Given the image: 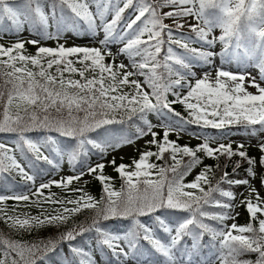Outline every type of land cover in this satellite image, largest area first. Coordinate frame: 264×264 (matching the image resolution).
Here are the masks:
<instances>
[{"label":"snow or ice","instance_id":"obj_1","mask_svg":"<svg viewBox=\"0 0 264 264\" xmlns=\"http://www.w3.org/2000/svg\"><path fill=\"white\" fill-rule=\"evenodd\" d=\"M121 2L0 0V38L13 30L19 36L25 25L38 37L18 38L7 47L0 44V57H7L0 59V69L5 65L10 69L0 71V135L14 137L12 146L0 139V181H4L0 220L16 231L65 229L46 242L34 244L0 234V264H37V259L53 264L49 253H56L55 264H264V218H257L262 209L251 202L252 194L259 200L258 193L264 189V27L252 28L259 41L253 43L250 34L248 46L243 47V57L257 60L259 78L246 71L234 74L222 64H215L217 53L213 50L221 43V60L231 57L239 67L241 18L247 15L252 20L259 10L260 23L264 25V0H123L122 7ZM45 7L50 13L46 14ZM164 8L169 10L163 12ZM128 9L132 12L125 18ZM209 9L218 10L212 19L208 17ZM165 18L173 23L165 24ZM189 18L199 23L192 24ZM37 27H42V32L36 31ZM214 27L223 32L218 39L211 35ZM50 28L55 30L49 31ZM68 32L77 38L90 37V44L67 46L71 38L65 35ZM100 32L103 38L97 39ZM49 40L55 41L56 47L43 46ZM26 43L37 47L36 55L21 54L26 51ZM114 44L122 45L115 53L109 47ZM165 44L166 54L161 62L157 57ZM173 45L185 50V54H177ZM121 55L128 64L115 63ZM72 56L77 60L68 59ZM106 57L113 59L105 63ZM77 62L81 68L74 67ZM197 64L206 68L199 75ZM53 66L55 73L49 71ZM159 68L165 70L166 76L158 73ZM89 71L90 77L85 75ZM65 72L78 73L83 82L71 76L66 79ZM246 80L257 94L246 91ZM176 105L182 110H177ZM117 114H123L121 119L116 118ZM150 115L158 123H153ZM133 116L137 118L132 125L134 133H116L107 127L124 123L125 117L132 120ZM192 126H196L195 130ZM156 129H162L163 135L159 136ZM208 129L219 131L212 133ZM34 132L43 135H30ZM93 132L97 133L95 137L89 135ZM237 132L256 139L261 152L259 161L248 156L244 142L231 139ZM170 134L178 138L190 134L202 143L195 148L181 146L170 139ZM145 136L152 137L146 145L157 150L143 151L138 160L133 159V170H128L131 165H117L115 158L108 161L124 181L119 191L114 190L110 183L113 178L105 174L104 161L110 152ZM164 153H169L171 163H147L149 157L163 158ZM198 153L217 163L215 167L204 166L193 181L184 183L185 177L203 163ZM178 154L191 159L185 163ZM237 155L247 163L248 176L229 178L226 161L220 182L247 186L249 196L242 203L258 227L252 223H232L230 227L224 224L238 215L237 205L232 202L234 193L224 191L220 182L207 191L202 186L209 183L208 174L220 167V156ZM93 156L97 157L95 163ZM65 160L71 174L56 180ZM42 164L48 167H41ZM258 164L262 169L260 189L250 182L258 174ZM240 167V161L232 162V174L236 175ZM151 169L156 170L158 179L149 178ZM5 174L13 180L19 176L26 188L13 191ZM85 175L101 182L99 201L83 188L72 189L80 193L76 197L44 194L53 184L67 188ZM46 176L50 178L46 180ZM141 184L143 187H138ZM214 192L229 201L211 199ZM9 200L29 202L40 209L39 214H10L5 204ZM45 204L60 207L48 208ZM205 205H214L221 212L210 213L204 210ZM82 209L95 210L91 223L73 221L65 227ZM112 220L117 223H104ZM206 220L218 221L222 227H214ZM62 245L67 246V252ZM206 248L207 256L202 254ZM249 253H256L257 259H242Z\"/></svg>","mask_w":264,"mask_h":264},{"label":"trees","instance_id":"obj_2","mask_svg":"<svg viewBox=\"0 0 264 264\" xmlns=\"http://www.w3.org/2000/svg\"><path fill=\"white\" fill-rule=\"evenodd\" d=\"M17 3L20 2V0H16ZM246 3H251V0H246ZM120 6H123V0L120 4ZM34 7V5H33ZM95 10V9H94ZM132 9H128L126 10V12L124 13L125 18L131 14ZM218 14V10L215 9H209L208 10V17L209 19L214 18V15ZM109 21L112 19V16L109 15L108 17ZM260 21V15H259V10L258 13L256 15H254L252 20H249L247 18V15H245L244 17L241 18V23H240V28H241V36H242V48H241V63H245L247 61L248 58L243 57V47L244 44L246 43V39L249 38V35L251 34V38H257L258 36L255 35V33L251 32L252 28H255V24ZM164 22V21H163ZM7 23V21H6ZM123 25V21L121 22V27ZM86 27V26H85ZM24 29H27L31 32V29L29 28L28 25H25ZM54 28H50L49 31H54ZM36 31L38 32H42V27H37ZM183 31V30H180ZM8 34V33H7ZM67 34V33H66ZM10 35H14L17 36L13 30V33ZM193 39H195V34H192ZM147 37L145 36L144 39H146ZM259 38V37H258ZM15 42V41H13ZM61 42V41H60ZM4 46H10V44H3ZM119 47H122L121 44H118ZM191 47H197L199 48L200 45L199 44H191ZM52 47H56V42L53 41V46ZM174 51L177 52V54L180 55H184L185 54V50L179 48L176 45H173ZM25 49L26 51L22 52L21 54H32V55H36L38 50H33L29 45H25ZM166 49H167V45L165 44L164 47L162 48L161 53L159 54V56L157 57V59L161 60V62H163V58L166 54ZM223 51V45L221 44L217 54L219 56V58L221 59L220 53ZM229 51H232V49H229ZM13 55H16V53L14 52ZM257 57L259 56V54H256ZM125 58V57H124ZM0 59L3 60H7V57H0ZM68 59H72V60H77L76 56H72V57H68ZM126 59V58H125ZM139 59V58H137ZM230 59H232L231 57H226L223 61H229ZM107 57L105 59V61H107ZM126 61L129 63V61L126 59ZM252 63L254 65H256L257 60L253 59L251 60ZM43 62V61H42ZM110 62V60L108 61V63ZM106 63V62H105ZM171 63V62H170ZM90 64V62H89ZM17 66H20L19 63H17ZM29 68H33L32 65H28ZM74 67L77 68H81L82 65H80L78 62L76 64H74ZM178 67V66H176ZM10 69H7V66L5 65L2 69H0V71H8ZM35 70V69H33ZM55 66H53L52 69H50V72L55 73ZM147 71V70H145ZM158 73H165V70L163 68H159L157 69ZM86 76L90 77L91 76V72H86L85 73ZM106 76L108 75L107 73L105 74ZM65 78L67 79L69 76H71V78L76 79V80H81L83 82L82 77L79 76L78 73L75 74H69L67 72L64 73ZM2 79V78H0ZM141 80L144 79V77H140ZM128 88H125V91H128ZM176 109L177 110H182L180 105H176ZM80 116H83V113H79ZM123 114H117L116 118L117 119H121V116ZM149 119L153 122V119H156L154 116H149ZM137 121V118L135 116H133L132 120H127L126 117L124 119V123L122 124H113V125H109L107 127L111 128L114 132L116 133H121L122 131H128L129 133H134L135 132V128L132 127L133 123ZM196 126H192V129L195 130ZM99 131H103V129L99 130ZM156 131L158 132L159 136L163 135V130L162 129H156ZM207 131L215 133L219 130H214V129H208ZM238 133H242V132H237ZM53 136H57V133H51ZM30 135L32 136H37V135H43V133H31ZM92 137H95L97 135L96 132L90 133L89 134ZM1 138H14L11 135L8 134H3L0 135V139ZM152 137L151 136H145L142 139V142L136 146L133 147V150L131 151V153L124 157L123 159H116V163L117 165L120 163H124L125 165H131L132 167H130L128 170H133L134 169V165H132V161L133 159L138 160L140 157V154L143 151L146 150H151L153 152H155L157 149L155 148V146H147L146 145V141L150 140ZM170 139L173 141H176L179 145L181 146H190V147H197L198 145H200L202 143V140L197 139L192 137L190 134H184L181 135L179 138L177 137L176 134H170ZM227 143V142H225ZM213 147H215V145H213ZM233 149L236 150L237 149V145L233 144L232 145ZM247 153L249 157L252 158H256L257 161H259V158L261 156V152L259 150V148H252L251 146L245 144ZM199 156H201L203 163L196 166L189 175H187L184 179V183H188L194 180V178L201 172L202 168L204 166H213L215 167L217 161L214 158H208L205 157L202 153H198ZM178 159H182L185 163L188 162L191 158L188 156H184V157H180L178 154ZM112 160V159H111ZM110 160V161H111ZM171 163V158L169 153H164L163 154V158H157V157H149L147 160V163H155L157 165H165V162ZM228 162V167H227V172L229 173V178L232 179H243L246 178L248 176V174L246 173L245 169L248 167L247 163L245 161H243L238 155L237 156H233L231 158H227L225 156H220V167L218 169H216L213 173H209V183L208 184H202V186L204 187L205 191H207L209 189V187H215L217 185L218 182L221 181L223 172L225 171L224 168V164L225 162ZM235 161H240L241 162V167L237 170V174L233 175V168H232V162ZM259 166V164H258ZM41 167H48L47 165H41ZM260 168V166H259ZM105 174L108 175L109 177L113 178L110 183L111 186L114 190L119 191L121 189L122 186H124V181L123 179L119 176V174L114 171L113 167L110 164H107L105 167ZM152 172L151 179L156 180L158 179V176L156 175V170L155 169H151L150 170ZM262 171V169H260V172ZM7 176V174H5ZM65 175H69V174H61L59 173L58 177L56 178V180H59L60 177L65 176ZM169 175H171L169 173ZM141 180H143L144 178L141 177ZM259 185H260V176H257ZM7 182L8 184L12 187V188H19L20 190H23L26 188V185L24 184V182L21 180V178L19 176L15 177V180L12 179L11 176H7ZM134 182H135V178H134ZM3 185H4V181H0V191H3ZM241 186L244 185H240V186H229L227 183H223L220 182V187L224 190V191H232L235 195V204L237 205V209L240 211L241 215L237 218L236 223L239 226H246L249 223H252L254 227H258V223L256 221H253L250 219V213L246 210V205L244 203H242V201L249 196V191L248 192H243L240 193L239 195H237V189ZM138 187H143V185H138ZM74 188H83L84 191H86L87 193H89L90 195H92L97 201H99L101 199L102 196V185L101 182H99L98 180L92 179V177H90V179L88 181L79 183L78 181H73V184L68 185L67 188H64L63 186H57L55 184H53V186L51 187V189H46L44 190V194L48 195L49 192L51 193H55L57 197H64V198H68L69 196L72 197H76L79 196L80 193L79 192H73L72 189ZM188 190V189H186ZM262 191H264V189H261ZM190 191H197L198 190H190ZM259 200L257 199V195L256 194H252V199L251 202L256 205L258 208L263 209V200L261 199V197L259 196ZM211 199H215V200H219L221 202H228L230 198L228 197H222L220 195L219 192H214L212 193V197ZM10 201V200H9ZM234 201H232L234 203ZM8 202V201H6ZM5 202V203H6ZM44 207H48V208H53V207H60L59 204L56 205H52V204H45L43 205ZM68 207H72V205H68ZM32 211L37 213V215L39 214L40 209L37 208L36 206H32L31 207ZM204 210L210 212V213H216L219 214L221 212V209H219L218 207L214 206V205H205L204 206ZM95 216V210L94 209H82V211L76 215H74L72 217V220L69 221V224L65 227L71 226V224L73 223V221L75 223H85V224H90L92 217ZM257 218H264V212L260 213L258 211L257 213ZM205 222L212 224L214 227H222V225H220V223L218 221H209L206 220ZM104 223H110V224H116L117 221L112 220V221H106ZM126 223V221H125ZM224 224H226V222L224 221ZM231 225H229L230 227ZM65 230L64 228L61 229H56L54 227H42V228H38V229H33L30 232L29 231H25V230H10L5 222L3 220H0V234H3L5 236V238L7 237H11L14 240L20 241L21 243H29V242H34V243H39L40 241H47L51 238H53L54 236L58 235V231H63ZM233 234H236L235 232ZM87 235V234H86ZM245 235H250V233H246ZM205 240H208V237H205ZM62 247H64V251L67 252V246L66 245H62ZM43 253H37V256L42 255ZM203 255L207 256L209 254V250L206 248L204 249ZM49 255L51 257H53V264H55V257H56V253H49ZM13 256H15V253H13ZM0 258H2V255H0ZM213 259H215V257H213ZM242 259L245 260H251V261H255L257 259V254L256 253H249L245 256L242 257ZM37 264H43L42 260L37 259Z\"/></svg>","mask_w":264,"mask_h":264},{"label":"rangeland","instance_id":"obj_3","mask_svg":"<svg viewBox=\"0 0 264 264\" xmlns=\"http://www.w3.org/2000/svg\"><path fill=\"white\" fill-rule=\"evenodd\" d=\"M92 11H94V6L92 7L91 9ZM169 9L168 8H164L162 9L163 12H167ZM45 12L46 14L47 13H50V9L45 7ZM191 23L192 24H198L199 22L195 19V18H189ZM182 22V21H181ZM164 23L165 24H169L171 25L173 23V21L169 18H165L164 19ZM25 27V26H24ZM261 27H264V25H261L260 21L256 24L255 28L257 30H259ZM223 32L222 30L219 28V27H214L212 29V33L211 35L216 37L218 39V37L220 35H222ZM67 37H71L69 40H68V45L67 46H71L73 43H76V44H90V37L88 36H84L82 38H77L73 35V33L71 32H68L67 34H65ZM102 36H103V32H100L97 39H102ZM21 39V40H26V39H37L38 37L34 34H31V32L27 29H24V31L22 33L19 34V36H14V35H10V34H7L5 33L3 35L2 38H0V44H10L12 43L13 41H16L17 39ZM252 42L253 43H256L259 41V38H251ZM248 41H249V38L246 39V43L244 44V46H248ZM61 43H63V40H61ZM25 45H29L33 50H37V47L33 46L32 44H29V43H26ZM43 46H48V47H52L53 46V41L49 40V41H46V42H43ZM221 46V43H217L215 45V48L213 49L216 53L217 51L219 50ZM110 49L112 52H116L119 45L118 44H114V45H109ZM259 54V53H258ZM107 61H105L106 63H108V61H112V57H107ZM123 62L125 64H128V62L126 61V59L124 58L123 55L119 56L116 58L115 60V63H120V62ZM214 62L215 64L217 65H220L222 64L223 67L225 69H228V70H231L234 74H243V72H250L252 76H255L257 78H259V71H258V68L252 63L251 60L247 59V61L245 63H239V67H238V62L231 59L229 61H222L218 55L215 56L214 58ZM195 70L197 71V74L199 75V73L203 72L206 70L205 66L202 65V64H197L196 67H195ZM134 78V77H133ZM133 78H130V79H133ZM245 87H246V91L248 92H251L253 94H257V89L253 88V87H249L247 85V80L245 81ZM153 123H158V121L156 119H153ZM264 135V134H262ZM3 140H6L9 144V146H12L11 145V140L13 138H1ZM142 139L143 138H140V139H137L134 141L133 144H130V145H127V146H124L122 147L121 149H119L118 151L116 152H110V154L107 156L106 160L104 161L105 164L107 165L108 164V161H110L111 159L115 158V159H121V158H124L126 156H128L131 151L133 150V147L140 144L142 142ZM232 140L234 141H240V142H244L245 144L251 146L252 148L256 149L258 148L257 147V141L255 138H252V137H247V135L245 133H238V134H234L232 137H231ZM227 142V141H225ZM235 144V143H234ZM97 160V157L96 156H93L92 157V161L93 163H95V161ZM257 176L259 175L260 173V168L259 166L257 165ZM60 173L61 174H71L70 172V166L68 165L67 163V160L64 161L62 167H61V170H60ZM257 176L255 177V179H251L250 178V182L253 184V186L257 189H260V185H259V182H258V179H257ZM58 177L55 176V179ZM91 176L89 175H85L84 177H82L81 180H79L78 182L79 183H82V182H85V181H88L90 179ZM50 177L46 176L45 179H49ZM39 184V180H37V185ZM13 191H19V188L15 187V188H12ZM243 192H248V189H247V186H241L237 189V195H239L240 193H243ZM258 195L261 197V199L263 200V209L262 211H259L260 213L264 212V191H262L260 189ZM33 199H35V197H33ZM234 203H236L234 201ZM10 214H16V213H30L31 215L35 216L37 215V213L33 212L31 207L34 206V205H31L29 202H24V201H15V200H10L8 202L5 203ZM18 205V207H16L15 209V212H12V209H13V206H16ZM235 213H237L238 215H236V218L235 220L233 219H229V220H226V225H231L232 223L236 222L237 218L241 215L240 211L235 208ZM25 244H34V242H29V243H25Z\"/></svg>","mask_w":264,"mask_h":264}]
</instances>
